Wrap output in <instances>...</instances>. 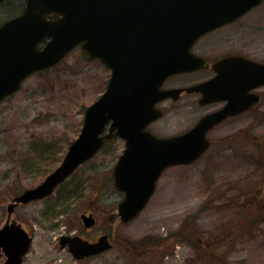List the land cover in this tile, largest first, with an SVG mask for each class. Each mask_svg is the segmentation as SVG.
Returning a JSON list of instances; mask_svg holds the SVG:
<instances>
[{
	"label": "rangeland",
	"instance_id": "1",
	"mask_svg": "<svg viewBox=\"0 0 264 264\" xmlns=\"http://www.w3.org/2000/svg\"><path fill=\"white\" fill-rule=\"evenodd\" d=\"M24 3L5 0L0 22L19 14ZM245 24L252 29L243 43L252 40L253 49L264 50V2ZM109 77L103 63L84 59L77 47L55 67L28 77L0 105V228L10 199L59 166ZM167 109L159 136L193 126L194 107L176 102ZM211 139L198 161L164 172L146 208L126 225L117 213L123 194L112 177L124 143L107 144L48 198L15 208L12 219L33 237L26 264H264V98L249 117L223 125ZM82 214L95 219L88 232ZM75 234H106L112 249L77 261L59 247L61 236Z\"/></svg>",
	"mask_w": 264,
	"mask_h": 264
},
{
	"label": "water",
	"instance_id": "2",
	"mask_svg": "<svg viewBox=\"0 0 264 264\" xmlns=\"http://www.w3.org/2000/svg\"><path fill=\"white\" fill-rule=\"evenodd\" d=\"M262 2L25 0L19 15L0 24V101L17 92L31 74L54 67L78 46L84 59H100L111 70L105 92L86 108L80 133L60 165L38 186L23 191L8 205L7 220L0 229L4 264H21L32 244V237L22 225L11 221L15 206L50 196L81 164L93 158L104 142L115 137L126 142L113 169L114 188L124 193L117 208L123 224L132 222L144 210L166 168L190 165L204 154L210 145L208 131L247 107H238L231 95L220 93L216 88L218 78L186 88L189 93H202L201 104L219 100H227L228 104L202 117L181 135L158 138L145 129L163 116L155 105L167 98L176 99L182 91L160 87L171 75L203 66L197 65L200 61L190 52L200 36L235 21ZM242 61L254 71L249 77L251 86L264 85V65L240 57L226 62L235 65ZM257 101L258 96H254L251 104ZM81 219L86 228L95 224L92 215H82ZM59 244L61 249L67 247L76 260L112 248L107 235L95 243L79 236H62Z\"/></svg>",
	"mask_w": 264,
	"mask_h": 264
},
{
	"label": "flooded vegetation",
	"instance_id": "3",
	"mask_svg": "<svg viewBox=\"0 0 264 264\" xmlns=\"http://www.w3.org/2000/svg\"><path fill=\"white\" fill-rule=\"evenodd\" d=\"M262 4L252 8L249 12L238 18L236 21L218 27L199 37L191 47V54L200 61V63L198 62L199 64L197 65L203 66H200V68L192 72L172 75L168 77L160 87L162 90L182 89L176 99L168 98L166 100H162L161 102H158L156 108L161 109L164 112L165 116L167 114V108H169L172 103L183 102L184 107H194L196 113L195 116L197 117L193 122V126L191 128H193L202 117L225 108V106L228 104V101L219 100L216 102L201 104L200 101L202 99V93H189L185 90L186 88L206 84L211 80L218 78L216 88L220 90V93H222L223 95H231L238 107H247L245 110H242L238 114L228 116L225 120H223L220 124L214 126L207 133L206 136L210 141V147L212 146L211 137H213L215 131H217L220 127L227 123L230 124L232 121L235 122L239 117H249L250 114L254 111L255 107H258L263 101L264 85L258 86L256 88L251 86L249 77L251 73H254V71L252 72L250 70L248 63L242 61L243 63L237 62L235 65H233L230 62H226L230 58L240 57L247 60L248 62H254L260 65H264V50L253 49L254 41L252 40L250 41V43H243L246 32L252 29V25L245 24L243 26H240L242 20H244V18H246L247 16L252 15L254 11L258 9ZM184 75H192L193 78L191 82L189 84L177 83L178 79ZM254 96H258V102L255 104H251V99L254 98ZM11 97L12 95L3 98L0 101V105L9 100ZM164 116L150 123L147 127V130L157 137L165 138L169 136L172 137L180 135L191 129L189 128L186 131L175 133L169 136H159L156 132L159 131L160 121L164 118ZM168 169L170 168H167L166 170H164V172ZM164 172L162 173V175L164 174ZM13 198L10 199V202ZM23 205L27 204L19 203L15 206V208ZM91 229L92 228L87 229L86 231L88 232ZM80 237L84 240H88L90 243L96 242L99 238V236L92 239L83 236ZM27 254L22 257L21 264H26ZM0 260V264H4L6 260L2 249H0Z\"/></svg>",
	"mask_w": 264,
	"mask_h": 264
},
{
	"label": "trees",
	"instance_id": "4",
	"mask_svg": "<svg viewBox=\"0 0 264 264\" xmlns=\"http://www.w3.org/2000/svg\"><path fill=\"white\" fill-rule=\"evenodd\" d=\"M13 13V12H12ZM12 17H14V16H12ZM12 17H10V18H12ZM262 206V205H261ZM260 207V206H259Z\"/></svg>",
	"mask_w": 264,
	"mask_h": 264
}]
</instances>
